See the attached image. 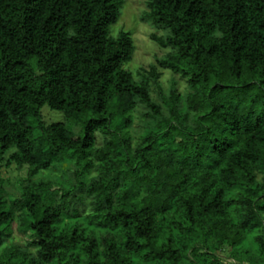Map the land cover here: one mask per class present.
Wrapping results in <instances>:
<instances>
[{
	"label": "trees",
	"instance_id": "16d2710c",
	"mask_svg": "<svg viewBox=\"0 0 264 264\" xmlns=\"http://www.w3.org/2000/svg\"><path fill=\"white\" fill-rule=\"evenodd\" d=\"M124 3L0 0V161L29 168L18 198L0 188V246L17 215L36 247H5L0 264H195L189 253L196 264H229L214 252L225 243L237 264H264V0H148L144 19L171 52L138 78L125 67L131 31L112 33ZM157 66L187 78L185 95L153 98ZM46 105L82 131L45 123ZM140 106L154 125L133 145ZM67 160L78 169L64 186L34 180ZM87 206L85 218L106 229L101 240L79 221ZM253 227L259 254L238 255Z\"/></svg>",
	"mask_w": 264,
	"mask_h": 264
},
{
	"label": "rangeland",
	"instance_id": "374dc122",
	"mask_svg": "<svg viewBox=\"0 0 264 264\" xmlns=\"http://www.w3.org/2000/svg\"><path fill=\"white\" fill-rule=\"evenodd\" d=\"M147 2L148 0H125L121 17L112 27L113 34H117L121 29L129 30L132 33L136 48L132 59L125 64V67L131 70L136 78L139 77V72L142 69L150 70L152 65L157 64L158 58L166 57L171 52V48L163 47L152 37L154 33L157 35H163L165 32L157 29L151 21L144 19L145 12L148 10ZM157 69L161 74L159 77L160 85L154 81L150 82L152 96L156 101L164 105L163 95H169L172 89L177 90L182 95H185V93L189 90L187 78L183 77L181 74L174 73L171 69L160 66H157ZM143 112L144 109L142 106L131 112L133 116V123L128 127V132L132 138L133 145L140 142L148 134L151 129L150 127L154 125L148 122V118L143 115ZM42 118L45 123H51L59 120L66 121V123L78 133H80L83 129V122L68 120L62 112L52 110L47 105L42 109ZM104 139L105 136L99 132L97 135L98 146L103 144ZM7 157L8 154L0 161V188L4 192L7 199L14 200L22 193V185L27 179L29 168L27 166L20 169L15 163L7 165ZM98 163L99 161H96V165H98ZM76 169H78V167L75 164V161L67 160L62 163H57L47 170L41 171L34 176V180L50 181L52 182L54 188L62 187L66 184V180L69 179L71 175L69 174L70 171ZM99 172L100 171L97 166H94L91 171L85 175V178L89 179L98 175ZM257 179L259 185L264 186V173L258 171ZM240 189L241 188L235 189L232 191V194H236ZM261 202H264V199H262ZM83 211L84 214L79 221L84 227L86 234H93L98 240H101L106 233V229L97 226L95 223H91L85 218L90 212V208L88 206L85 207ZM232 211L235 214L237 221H244L245 215L243 214V210H241V206H237L236 208L232 206ZM75 220L76 218L72 216L65 217L61 222V227L67 226ZM12 227L13 233L10 238L0 246V252H2L5 247H10L16 243L22 247H27L30 252L34 253L36 251V247L28 244L29 241L34 238L32 230L29 227L21 230L19 228L17 215L14 218ZM260 232L261 228L259 227L247 229L245 241L241 246L239 245L236 247L238 255L239 249H245L252 255L259 254L256 237L260 234ZM233 248L234 247L230 243H225L217 249L214 248V252L221 256L224 262L234 264L236 262L234 260L235 256L233 254ZM81 256L83 259L84 255L82 254ZM185 260L189 261L188 263L192 260L196 264L199 263L200 258L189 253V256L185 257ZM81 264H83V261ZM134 264H140V262H135ZM243 264L255 263L246 259L243 261Z\"/></svg>",
	"mask_w": 264,
	"mask_h": 264
}]
</instances>
